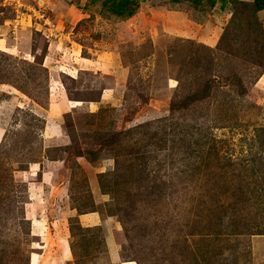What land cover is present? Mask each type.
<instances>
[{"label":"rangeland","instance_id":"rangeland-1","mask_svg":"<svg viewBox=\"0 0 264 264\" xmlns=\"http://www.w3.org/2000/svg\"><path fill=\"white\" fill-rule=\"evenodd\" d=\"M92 1L0 0V264H264V53Z\"/></svg>","mask_w":264,"mask_h":264},{"label":"trees","instance_id":"trees-1","mask_svg":"<svg viewBox=\"0 0 264 264\" xmlns=\"http://www.w3.org/2000/svg\"><path fill=\"white\" fill-rule=\"evenodd\" d=\"M145 1L146 0H93L91 5L93 6L99 3L101 5L100 11L103 14L108 13L118 19H131L136 16L140 5ZM168 1L174 5L187 4L198 11L206 8H215L218 3H221L222 9H226L228 6H231L233 17L230 22V27H228L229 31H225L221 38L222 46H227L229 38L232 36L233 39L235 31L240 30L241 32H244L247 38L253 42V50L255 54L262 55L264 53V25L259 19V14L264 11V0H254L251 3L242 0ZM87 7L91 8L90 5ZM79 156H82V154L80 153Z\"/></svg>","mask_w":264,"mask_h":264},{"label":"crops","instance_id":"crops-1","mask_svg":"<svg viewBox=\"0 0 264 264\" xmlns=\"http://www.w3.org/2000/svg\"><path fill=\"white\" fill-rule=\"evenodd\" d=\"M244 1L246 2V1H253V0H244ZM261 15L264 16V11L261 12L260 16H261ZM135 18H136V17L134 16L132 19H135ZM95 102L97 103L98 101H97V100H94V101L90 102V104H94ZM55 129H58V128H55ZM82 217H83V216H82ZM91 217H93V216H91ZM89 218H90V217H89ZM91 219H93V220H91ZM91 221H92V222H91ZM97 221H98V220H97L96 218H90V222H91V223H89V222H87V223H88L89 226H91V225H98V224H97ZM69 252H70V249H69ZM41 258H42V256H41V255H38V264L42 261ZM43 258H44V257H43Z\"/></svg>","mask_w":264,"mask_h":264}]
</instances>
